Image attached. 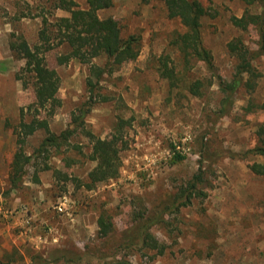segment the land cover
<instances>
[{
    "label": "rangeland",
    "instance_id": "obj_1",
    "mask_svg": "<svg viewBox=\"0 0 264 264\" xmlns=\"http://www.w3.org/2000/svg\"><path fill=\"white\" fill-rule=\"evenodd\" d=\"M200 1L208 8L201 30L214 70L201 62L182 69L170 45L181 26L168 16L163 0H115L99 10L101 18L119 22L123 36H141V49L137 58L104 76L96 91L99 101L84 119L85 128L101 138L126 121L119 176L87 190L78 183L96 161L89 158L91 139L81 130L59 152L52 149L47 158H35L36 164L51 166L38 171V182L30 162L18 186L10 183L15 152L33 154L47 134L38 129L18 142L22 109L28 121L46 114L29 108L33 86L16 78L25 61L16 57L10 42L22 37L33 46L42 27L40 14L54 21L69 13L53 8L54 0H0V264H264V177L248 167L262 157L239 155L261 143L264 55L252 62L258 74L254 89L240 86L228 112H220L225 93L219 79L230 81L235 74L236 58L227 43L241 36L255 49L257 35L231 22L232 15L244 12L240 0ZM75 2L86 6V0ZM66 50L58 46L46 54L61 79L62 104L49 119L50 130L58 134L89 96L88 64L61 62ZM161 55H171L176 63L177 87L160 75ZM94 62L103 64L105 58ZM198 79L204 82L200 96L187 89ZM173 145L186 156L177 164L170 163ZM200 168L204 194L176 207L171 203L175 195ZM101 213L114 224L107 238L98 234ZM148 220L152 234L165 244L164 253L140 242L138 225Z\"/></svg>",
    "mask_w": 264,
    "mask_h": 264
},
{
    "label": "trees",
    "instance_id": "obj_2",
    "mask_svg": "<svg viewBox=\"0 0 264 264\" xmlns=\"http://www.w3.org/2000/svg\"><path fill=\"white\" fill-rule=\"evenodd\" d=\"M163 1L168 16L177 19L181 26V31L174 34L170 45L173 50H177L182 69H188L192 62H201L207 69L214 70L213 54L204 45L201 30L202 18L208 15V8L200 0ZM240 1L245 5L244 12L241 16L232 15L231 22L243 32H248L250 29L255 30L257 47L254 49L249 46L241 36L234 37L227 43L228 52L236 58V62L233 79L230 81L219 79L221 90L225 93L221 99V108H219L222 113L228 112L233 104V96L240 86L254 89V78L258 74L252 62L257 56L264 55V0ZM114 2L115 0H86V6L79 7L75 0H54L53 8L67 11L69 15L56 17L54 21H51L48 14H40L42 27L38 33V42L33 46L22 37L10 42V48L16 57L25 61L16 73V78L33 86L35 100L29 108H34L37 115L41 112L46 114L45 118H31L28 121L22 109L16 130L18 142L24 143L25 138L38 129H44L47 133L33 154H26L23 149L15 152L10 174V183L13 187L18 186L22 181L26 174L25 165L30 162L34 165L33 180L38 182V171L50 169L51 166L47 163L36 164L35 158L41 156L47 158L52 149L59 152L61 147L68 144L71 137L79 130L91 139L92 147L89 158L96 161V166L89 171L86 180L78 184L91 190L98 183L119 176L122 165L121 152L124 149L122 128L126 121L121 119L108 137L101 138L85 128L84 120L93 104L99 101L98 97L101 94L96 91L104 76L113 73L124 63L134 60L140 54L141 36L135 34L123 36L121 26L113 16L106 18L99 16V10L112 6ZM58 46H64L67 49L62 55L61 62L77 59L81 63L88 64L89 68L86 79L88 99L72 112L69 126L59 134L50 130L49 119L62 104L59 97L61 79L57 70L48 65L46 56L47 52ZM99 57L105 58L103 64L94 62ZM158 63L160 75L169 80L172 88L177 87L181 76L171 55H161ZM245 75L248 77L245 78ZM203 85L204 82L198 79L190 83L187 89L192 95L200 96ZM258 133L261 143L239 155L244 159L249 155L262 157V161H253L248 167L256 175L264 177V125L260 127ZM175 149L176 146L173 145L174 154L170 160L171 164H177L186 158L185 154ZM66 162L68 163L67 160ZM57 171L61 174L59 170ZM61 175L65 179L69 178L67 174ZM204 182V171L200 168L187 181L186 186L178 191L171 203H175L176 207L188 205L193 198L204 194V191L199 188V185ZM97 223L100 237L107 238L114 231V224L105 213L100 214ZM148 223L151 224L150 220L138 225L140 242L149 249H157L158 253H164L165 244L159 242L152 234ZM131 243H134L133 239ZM61 257L63 256L59 258ZM116 264H124V262L117 261ZM125 264L131 263L125 261Z\"/></svg>",
    "mask_w": 264,
    "mask_h": 264
},
{
    "label": "built area",
    "instance_id": "obj_3",
    "mask_svg": "<svg viewBox=\"0 0 264 264\" xmlns=\"http://www.w3.org/2000/svg\"><path fill=\"white\" fill-rule=\"evenodd\" d=\"M62 209V208H61Z\"/></svg>",
    "mask_w": 264,
    "mask_h": 264
}]
</instances>
